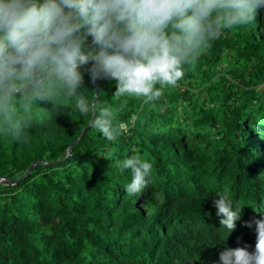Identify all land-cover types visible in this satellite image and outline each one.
<instances>
[{
    "label": "trees",
    "instance_id": "obj_1",
    "mask_svg": "<svg viewBox=\"0 0 264 264\" xmlns=\"http://www.w3.org/2000/svg\"><path fill=\"white\" fill-rule=\"evenodd\" d=\"M89 66L85 98L102 91L94 102L126 128L107 140L66 97L37 101L20 140L0 127V179L13 183L0 182V264H219L225 248L254 251L255 224L244 225L264 219V9L147 104L113 98L114 81L93 84ZM133 155L152 169L130 195ZM217 194L241 208L234 230L219 223Z\"/></svg>",
    "mask_w": 264,
    "mask_h": 264
},
{
    "label": "clouds",
    "instance_id": "obj_2",
    "mask_svg": "<svg viewBox=\"0 0 264 264\" xmlns=\"http://www.w3.org/2000/svg\"><path fill=\"white\" fill-rule=\"evenodd\" d=\"M259 9L264 0H0V127L20 140L37 101L66 97L114 141L126 125L114 126L109 107L85 98L82 67L90 65L93 84L114 81L113 98H143L147 104L165 86L175 87L183 66L194 63L223 29L251 22ZM122 167L132 173L125 191L140 194L152 164L133 155ZM216 196L220 225L234 230L241 208L233 210L226 195ZM252 224L254 251L225 248L219 264H264V219L244 226Z\"/></svg>",
    "mask_w": 264,
    "mask_h": 264
},
{
    "label": "water",
    "instance_id": "obj_3",
    "mask_svg": "<svg viewBox=\"0 0 264 264\" xmlns=\"http://www.w3.org/2000/svg\"><path fill=\"white\" fill-rule=\"evenodd\" d=\"M95 94H96V92H95ZM95 98H96V97H94V100H95ZM94 100H93V102H94ZM71 146H72V145H70L69 148H68V153H69V151H70ZM29 170H30V168L28 169V171H29ZM28 171H27V172H28ZM0 182H2V183H8V184H13V183H11V182H8L5 178L0 179Z\"/></svg>",
    "mask_w": 264,
    "mask_h": 264
}]
</instances>
